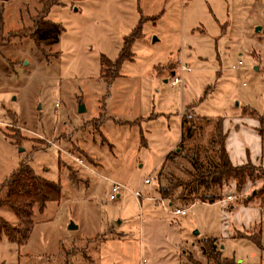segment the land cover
<instances>
[{
    "label": "rangeland",
    "instance_id": "obj_1",
    "mask_svg": "<svg viewBox=\"0 0 264 264\" xmlns=\"http://www.w3.org/2000/svg\"><path fill=\"white\" fill-rule=\"evenodd\" d=\"M41 16L62 28L51 46L29 36ZM131 33L130 60L103 76ZM183 116L200 117L190 138ZM219 119L235 164L263 167L264 0H0V185L25 163L61 186L24 244L0 238V264H213L206 240L264 264V172L214 204L176 201L183 216L159 193L196 172L194 151L217 161Z\"/></svg>",
    "mask_w": 264,
    "mask_h": 264
},
{
    "label": "trees",
    "instance_id": "obj_2",
    "mask_svg": "<svg viewBox=\"0 0 264 264\" xmlns=\"http://www.w3.org/2000/svg\"><path fill=\"white\" fill-rule=\"evenodd\" d=\"M61 31L62 28L59 24L46 20L41 16L34 20L33 27L29 31V36L38 46H51L58 42ZM133 33H136V31L134 30ZM133 33L123 39V48L116 60L111 61L105 56L101 57V73L104 74L103 76H110V78L119 76L122 63L125 60H130L125 55L130 49L132 41L137 36V33L136 36ZM194 118L200 117L183 116L181 120L183 129L182 138L184 134L186 138L192 137L194 129L197 128ZM263 127L264 123L262 122V128H260L261 134L264 133ZM223 129V120L219 119L215 129L217 135L216 142L219 147V156L216 157L217 161H215V157H210V166L208 168L205 162H199L197 151H194L191 158L188 159L192 162L189 165L196 172L192 173L188 171L190 178L186 181L174 179L173 182L171 181L165 187H161L162 185H160L159 193L161 198H166L169 202L168 204H171L170 207H173V205L177 206L175 204L176 201H182L183 204L188 202L194 203L196 193L198 192H201L197 198L198 201L209 204L217 203L224 199L222 190L225 183L234 179L239 189L242 190L248 180L255 179L256 173L264 172V167L261 166L257 170L252 162L241 166H236L232 163L226 148L228 134ZM200 187L202 188L201 191ZM60 192L61 186L59 183L46 180L37 175L28 164H21L0 185V207L9 209L21 221L22 225H11L3 218H0V238L4 235L10 243H16L17 245L24 244L30 233L28 227L31 224L30 217L34 208L38 207L39 211L44 210L47 203L56 201L59 198ZM262 206L264 208V202ZM253 240L259 245L261 244L259 237L253 238ZM205 245L203 253L208 256V259L213 264H236L234 260L222 257L217 251L213 240H206Z\"/></svg>",
    "mask_w": 264,
    "mask_h": 264
},
{
    "label": "built area",
    "instance_id": "obj_3",
    "mask_svg": "<svg viewBox=\"0 0 264 264\" xmlns=\"http://www.w3.org/2000/svg\"><path fill=\"white\" fill-rule=\"evenodd\" d=\"M191 71H192V70L189 69L188 67H186V66H184V65L181 66V70H180V73H181V74H182L183 72L190 73ZM182 81H183V80H182V77H181V76L173 75V76L171 77L169 83H170L171 87H176L177 85L182 84ZM144 184H147V185H148V184H150V181H149V180H145V181H144ZM120 190H121L120 185L114 183L113 186H112V194L110 195L109 199H110L111 201H114V200H115V194H117ZM133 196H134L135 198L140 197V192H139V191L134 192V193H133ZM227 199H228V200H232L233 197H232L231 195H229V196L227 197ZM172 214H173V215H176V216H183V215L186 214V209H174V210L172 211Z\"/></svg>",
    "mask_w": 264,
    "mask_h": 264
},
{
    "label": "crops",
    "instance_id": "obj_4",
    "mask_svg": "<svg viewBox=\"0 0 264 264\" xmlns=\"http://www.w3.org/2000/svg\"><path fill=\"white\" fill-rule=\"evenodd\" d=\"M171 75H173L172 73H171ZM223 120V119H222ZM223 125H224V130L226 131V133L228 134V138H227V141H226V148H227V150H228V153H229V135H230V133H228L227 132V130H226V125H225V123H223ZM229 155H230V153H229ZM230 158H231V161H232V163L234 164V165H236V166H241V165H244V164H235V162L233 161V159L234 158H232V156L230 155ZM246 164V163H245ZM264 167V166H263ZM170 205L171 204H168V206L170 207ZM175 207H178V206H175ZM176 209H180L179 207L178 208H176Z\"/></svg>",
    "mask_w": 264,
    "mask_h": 264
},
{
    "label": "water",
    "instance_id": "obj_5",
    "mask_svg": "<svg viewBox=\"0 0 264 264\" xmlns=\"http://www.w3.org/2000/svg\"><path fill=\"white\" fill-rule=\"evenodd\" d=\"M81 111H84V107L83 106L80 107V109H79V112H81ZM69 229H75V226L71 223V225L69 226ZM196 234H197V232H196Z\"/></svg>",
    "mask_w": 264,
    "mask_h": 264
}]
</instances>
